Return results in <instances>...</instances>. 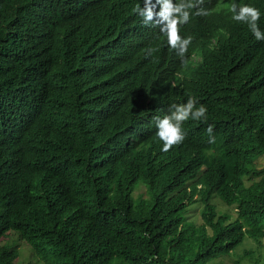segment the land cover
I'll use <instances>...</instances> for the list:
<instances>
[{"label": "trees", "instance_id": "16d2710c", "mask_svg": "<svg viewBox=\"0 0 264 264\" xmlns=\"http://www.w3.org/2000/svg\"><path fill=\"white\" fill-rule=\"evenodd\" d=\"M142 3L0 0V264L19 258L10 234L44 264H207L264 238V40L192 16V68L146 34ZM189 96L208 119L163 152L154 117Z\"/></svg>", "mask_w": 264, "mask_h": 264}, {"label": "clouds", "instance_id": "9594fccd", "mask_svg": "<svg viewBox=\"0 0 264 264\" xmlns=\"http://www.w3.org/2000/svg\"><path fill=\"white\" fill-rule=\"evenodd\" d=\"M205 0H143L142 5L136 4L133 12L142 18V23L149 27L146 34L160 33L167 46L173 49L180 57L182 64L187 65L189 56L190 66L194 68L200 61L197 52L189 54L188 49L192 36H182L181 26L186 24L192 16H206L220 26L230 20L234 23L246 24L256 40H264V32L258 26L261 12L259 7L247 0H212L208 9L202 7ZM212 48V47H210ZM156 51L154 47L145 50L146 56H151ZM198 101L194 96H189L185 103H172L167 114L154 117L156 137L162 141L161 151L168 152L173 146L181 144L186 139L183 130L185 121L192 120L206 122L207 108L203 104L197 106ZM209 143L215 142L213 126L206 129Z\"/></svg>", "mask_w": 264, "mask_h": 264}, {"label": "rangeland", "instance_id": "374dc122", "mask_svg": "<svg viewBox=\"0 0 264 264\" xmlns=\"http://www.w3.org/2000/svg\"><path fill=\"white\" fill-rule=\"evenodd\" d=\"M256 163V167L260 169L263 166L264 158H260ZM253 180L255 179L248 181L247 184H250ZM140 197H148L147 188L143 184H140L135 192V198ZM211 202L214 203L220 214L236 215V209L227 205L218 196L212 199ZM201 204V200L197 199L187 209V218L196 224L202 223L200 216ZM246 241L235 250V253L212 259L207 264H262L264 261V238L259 243L255 240ZM5 242L17 246L19 258L16 264H44L39 256L32 254V248L25 241L21 242L16 234H10Z\"/></svg>", "mask_w": 264, "mask_h": 264}]
</instances>
